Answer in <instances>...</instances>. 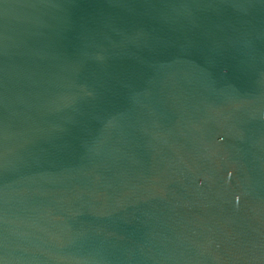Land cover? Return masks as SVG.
<instances>
[{
	"label": "water",
	"instance_id": "1",
	"mask_svg": "<svg viewBox=\"0 0 264 264\" xmlns=\"http://www.w3.org/2000/svg\"><path fill=\"white\" fill-rule=\"evenodd\" d=\"M3 264H264V0H0Z\"/></svg>",
	"mask_w": 264,
	"mask_h": 264
},
{
	"label": "snow or ice",
	"instance_id": "2",
	"mask_svg": "<svg viewBox=\"0 0 264 264\" xmlns=\"http://www.w3.org/2000/svg\"><path fill=\"white\" fill-rule=\"evenodd\" d=\"M0 264H3V261H0Z\"/></svg>",
	"mask_w": 264,
	"mask_h": 264
}]
</instances>
